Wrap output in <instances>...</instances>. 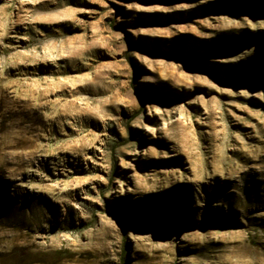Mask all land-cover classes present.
Here are the masks:
<instances>
[{
    "label": "rangeland",
    "instance_id": "rangeland-1",
    "mask_svg": "<svg viewBox=\"0 0 264 264\" xmlns=\"http://www.w3.org/2000/svg\"><path fill=\"white\" fill-rule=\"evenodd\" d=\"M0 264H264V0H0Z\"/></svg>",
    "mask_w": 264,
    "mask_h": 264
}]
</instances>
